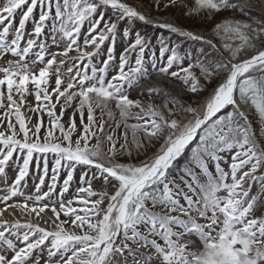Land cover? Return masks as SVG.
<instances>
[{
	"label": "snow or ice",
	"instance_id": "obj_1",
	"mask_svg": "<svg viewBox=\"0 0 264 264\" xmlns=\"http://www.w3.org/2000/svg\"><path fill=\"white\" fill-rule=\"evenodd\" d=\"M161 3L0 0V177L7 185L6 169L15 172L0 188V264H264V24L224 18L211 30L218 47L158 20L152 10ZM163 7L211 22L247 3L167 0ZM136 21L219 55L198 63L197 75L164 39L157 55L151 38L133 33ZM154 72L182 81L191 100L131 99L129 90ZM33 164L38 183L29 193Z\"/></svg>",
	"mask_w": 264,
	"mask_h": 264
},
{
	"label": "rangeland",
	"instance_id": "obj_2",
	"mask_svg": "<svg viewBox=\"0 0 264 264\" xmlns=\"http://www.w3.org/2000/svg\"><path fill=\"white\" fill-rule=\"evenodd\" d=\"M132 2H133V3H140V0H132ZM166 2H167V0H162L161 7L159 8V10H157V9H155V8H153V10H152V14H153L154 16H156V18H157L158 20H160L161 18H162V19H169V20L175 21L177 24L183 26V28H184L185 30H188V31L193 30V32H195V30H197V29H196V28H197L196 25L201 24V23H199V20H198L197 17H193V16L189 17V16H187V15L185 14L186 9H185V10H181L180 7L165 9V8L163 7V3H166ZM172 10H175L176 13H177V15H175L174 13H171ZM53 11H54V10H53ZM181 12H183V14H182ZM230 14L233 15V14H234V11H231V13H226V12L224 11V12H221L218 16H227V15H230ZM38 15H39V9H37V10L35 11V17H36V19H38ZM108 15H111V12H110V11H109ZM181 16H182V17H181ZM184 16H187V17H188L187 20H185V21L183 20V17H184ZM180 17H181V18H180ZM19 18H20L19 15H17V16H16V19H15V21H14V23H15L17 26H18ZM106 19H107V17H106ZM153 24L155 25V23H153ZM32 27H33V24H32L31 22H29V23L26 25V32H31ZM85 30H86V28H85ZM141 35H144L146 38L148 37V34H147V33H142ZM45 36H48V37H49V38H48V43L51 44V38H50V36H49V29H46V30H45ZM11 38H12V34L9 35V40H10ZM27 38H28V36H27V34H26V35H25V41L27 40ZM43 38H44V37H41V39H43ZM25 41H22V45H23V43H24ZM152 46L156 48L157 55H159V45H152ZM123 47H124V45H123L122 43H120L119 40H118V42H117V44H116L117 62H118V56H119V53L123 51ZM38 51H39L38 48H34V49H33V52L30 53V55H29V57H28V62H29V64H31V61H32L33 59H35V53L38 52ZM49 51L54 52V51H58V49H57L55 46H51V47L49 48ZM105 54H106V49H105L104 52H101V54H100L99 57H97V58H95V59L93 60V63H98L100 60L104 59V58H105ZM182 57L185 58V60H184V65L187 66V64L190 62V56H189V55H182ZM8 58H12V57L9 56ZM145 58L147 59V54H146V57H145ZM165 60H166V57H165ZM133 61H134V56H133ZM0 63H2V61H0ZM40 66H42V65H37V68L40 67ZM173 70H175V69H173ZM193 71L196 73V68H195V67H193ZM157 73H158V72H154V73H152V75L157 74ZM114 74H115V73L110 69V70H109V74H108V75H109V78H110L112 75H114ZM158 74H159V73H158ZM199 74H200V71H199V73H198L197 75H199ZM152 75H151V76H152ZM151 76H150V77H151ZM168 76H170V75H168ZM148 78H149V77H148ZM142 80H144V79H142ZM142 80L139 82V84H138L137 86L141 85ZM176 84L181 88V91H182V95H181V96H178V95H176L175 93H173V91H172V90L168 87V85H166V84H163V85H161V86H159V87H156V88L159 89L160 91L157 92V93H155V94H152V95H149L147 92L136 93V94H134V92H135V88L137 87V86H135V88L129 90V95L132 94V95L130 96V98L133 99V100H138V101H140L142 104H146V103L162 104V103L165 102V101H170V100L172 99V97H176L177 99H183V100H185V101H186V99L191 100V97H190L189 94H187V92H186V86H185L184 84H182V85L180 86L177 82H176ZM162 92L165 94V96H167L166 99H168V100H166V99H162V98H161V96L159 95V93L161 94ZM28 101L31 102V103H33V104H35L34 96H29V97H28ZM169 107H178V106L173 105V104L170 103V104H169ZM58 110H59V106H58V108H57V111H58ZM71 111H72V110H68V111L65 112V115H64V117H63V121H64V122H67V120L69 119V116L71 115ZM97 111H98V112L96 113V115H97V118L99 119L98 114H100V112H99V110H97ZM133 111H136V109H133ZM114 112H115V110H114ZM105 115H106V114H105ZM47 119H48V118H47V116L45 115V116H44L45 123H47ZM33 120H35V116H33ZM76 122H77V124H79V115H78V114H77V117H76ZM117 133L119 134V132H117ZM259 133H260V132H259ZM258 139H260V138H258ZM157 146H158V145H157ZM153 150H154V149H153ZM142 158H143V157H142ZM229 162H230V159H229ZM222 166H224V165H222ZM13 167H15V166H13ZM210 168L214 171V166L210 165ZM6 173H7V177H6V179H7V185H10V184L12 183V181L14 180V178H15V172H14L11 168H7V169H6ZM80 174H81V173L78 171L77 174H76L77 179L73 182L72 189H71V191H70L68 194H66L65 199H69V198H71V196L74 194V192H75V188H76V186H77V184H78V177H79ZM61 175H63V173H62ZM258 175H259V173H258ZM4 179H5V177H0V188H5V187H7V185L3 182ZM26 180H27V183H28V189H27V191H28L29 193H31V192L34 191V184H35V183H38V178L36 177V169H35V165H34V164L31 166V168H30V175H29L28 177H26ZM259 187H260V186H259L258 183H254V184H253V188H252V194H256V193L259 191ZM44 190H47V189L45 188ZM97 190H99V189H97ZM17 199H19V198H17ZM0 207H3V205L0 204ZM48 213H49V216L52 215V213H51L50 211H49ZM258 214H264V213H258ZM8 215H9V214H8ZM9 217H10L9 219H13L12 216L9 215ZM4 218L7 219L6 217H4ZM62 218H63V217H62ZM186 238L193 239V240H195L197 243H199L198 238H196V237H186ZM44 256L46 257V251H45V253H44ZM41 264H43V262H41Z\"/></svg>",
	"mask_w": 264,
	"mask_h": 264
},
{
	"label": "trees",
	"instance_id": "obj_3",
	"mask_svg": "<svg viewBox=\"0 0 264 264\" xmlns=\"http://www.w3.org/2000/svg\"><path fill=\"white\" fill-rule=\"evenodd\" d=\"M235 2L240 3V4H245L247 3V8L244 11H241L240 9H229L226 10V13H231V11H234V14H230L227 16H217L215 20L209 22L203 18H198L199 23L196 25L197 30H195L196 33L203 34L206 38H213L212 36V28L214 25L218 22H220L224 18H236V19H241L250 23L255 24H264V0H235ZM224 12V11H222ZM171 13H174L177 15L175 10H172ZM183 14V12H181ZM182 17V16H181ZM180 17V18H181ZM196 17V16H193ZM187 16L183 17V20H187ZM164 20V19H160ZM132 29L133 33L139 32L140 34L142 33H147L148 37L151 38L152 45L153 44H158V41L160 39H164L167 41L169 47H177V50L179 52V55H190L191 59L190 62L194 65L196 68V74L199 73L200 69L196 65L198 63H203L206 60H212L213 58L217 57L219 53L213 49L211 46L203 43L202 41H193L190 39H187L183 36H180L178 33H172L169 32L166 29L162 28H157L156 25L154 24H146L143 21H136L135 23H132ZM193 31V30H191ZM213 42L220 46V42L217 38H213ZM174 81L180 83L181 85L183 84L182 81L172 78ZM161 96L163 99H166L167 96L162 92ZM168 100V99H166ZM186 101H190L189 99H186ZM178 106V105H176ZM115 113V118L118 120L119 115L118 112ZM250 119L252 120V126L253 129L256 132L257 138H260V128L261 125L259 123V120L257 117H254L250 115ZM129 123H135L136 121L134 120H129ZM115 127V125H112ZM123 129L117 130V132H121ZM262 143H264V140H262ZM183 161H181V164Z\"/></svg>",
	"mask_w": 264,
	"mask_h": 264
},
{
	"label": "bare ground",
	"instance_id": "obj_4",
	"mask_svg": "<svg viewBox=\"0 0 264 264\" xmlns=\"http://www.w3.org/2000/svg\"><path fill=\"white\" fill-rule=\"evenodd\" d=\"M163 84L168 85V87L176 95H178V96L182 95V91H181L180 87L176 83L171 82L170 79L162 77L161 75H158V74H154L153 76L149 77L148 79L142 80L141 85L137 86L135 88V91H136V93H143V92H146V89H148L150 87L156 88V87H159V86H161ZM5 217L7 219L10 218L8 213H5Z\"/></svg>",
	"mask_w": 264,
	"mask_h": 264
}]
</instances>
